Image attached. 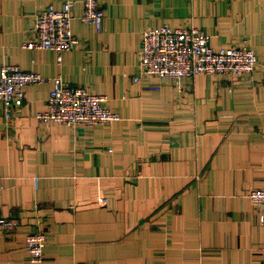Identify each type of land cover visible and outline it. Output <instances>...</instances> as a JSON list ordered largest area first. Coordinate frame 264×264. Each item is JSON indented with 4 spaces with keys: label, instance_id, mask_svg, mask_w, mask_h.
<instances>
[{
    "label": "crops",
    "instance_id": "crops-1",
    "mask_svg": "<svg viewBox=\"0 0 264 264\" xmlns=\"http://www.w3.org/2000/svg\"><path fill=\"white\" fill-rule=\"evenodd\" d=\"M65 0H0V67L39 72L7 122L0 102V264H264V0H98L102 26L80 20L75 48L22 44L34 16ZM196 26L213 48L244 40L249 74L181 80L139 69L143 30ZM60 76L104 94L121 118L41 122ZM134 77H138L134 80ZM151 86H157L151 88ZM46 232L32 262L28 232Z\"/></svg>",
    "mask_w": 264,
    "mask_h": 264
},
{
    "label": "built area",
    "instance_id": "built-area-1",
    "mask_svg": "<svg viewBox=\"0 0 264 264\" xmlns=\"http://www.w3.org/2000/svg\"><path fill=\"white\" fill-rule=\"evenodd\" d=\"M81 1L80 20L99 31L103 10L98 0ZM73 3V0H65L60 7L47 4L39 8L34 16L32 35L22 45L30 49L52 50L59 62L62 52L78 44L71 30ZM256 62V54L247 40L234 46L213 48L209 43V35L196 26L171 27L163 24L145 29L141 34L140 71L171 79L179 90L183 78L199 73L249 74L254 70ZM43 80L39 72L23 70L14 64L0 67V102L7 122L13 123L16 106L23 98L25 85ZM51 81L45 106L35 113L37 120L78 125L121 118L117 110L107 106L104 94L92 92L82 85H71L60 76L53 77ZM247 197L254 206L264 208V188L249 190ZM5 224L0 219V227ZM46 237V232L41 229L26 234L25 248L32 262L42 260Z\"/></svg>",
    "mask_w": 264,
    "mask_h": 264
}]
</instances>
